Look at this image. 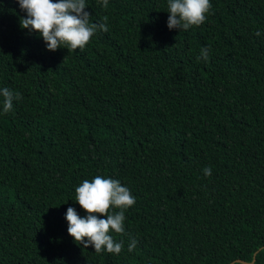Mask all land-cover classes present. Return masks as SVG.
<instances>
[{
	"label": "trees",
	"instance_id": "16d2710c",
	"mask_svg": "<svg viewBox=\"0 0 264 264\" xmlns=\"http://www.w3.org/2000/svg\"><path fill=\"white\" fill-rule=\"evenodd\" d=\"M210 2L180 31L167 0H85L108 31L69 53L0 0V90L22 96L7 114L0 96V264H264V0ZM98 175L136 200L119 255L68 233Z\"/></svg>",
	"mask_w": 264,
	"mask_h": 264
},
{
	"label": "clouds",
	"instance_id": "9594fccd",
	"mask_svg": "<svg viewBox=\"0 0 264 264\" xmlns=\"http://www.w3.org/2000/svg\"><path fill=\"white\" fill-rule=\"evenodd\" d=\"M20 8L26 12V17H20L22 29L35 32L43 39L46 48L55 52L60 48L68 49L69 53L83 50L97 31H108L107 20L104 16L101 21L90 22L91 14L87 12L85 0H18ZM98 5L104 9L109 6V0H97ZM168 17L167 26L170 30L179 29L188 31L190 28L200 26L211 9L210 0H167ZM259 37L261 33L255 32ZM209 59L207 47L200 50L197 61ZM3 97L2 110L7 114L13 110L14 102L22 99L19 92L8 88L0 90ZM205 176H211L212 169H203ZM76 203L85 211L81 217L75 208L69 207L66 212L68 233L74 242L84 249L90 246L95 253L107 251L119 255L122 251V242H115L109 234L124 232L125 210L132 207L135 197L130 190L122 186L120 181L111 178L96 176L91 181L85 179L75 189ZM119 209V211H115ZM106 217V218H101ZM136 247V241L129 243L128 251ZM235 264H245L236 261Z\"/></svg>",
	"mask_w": 264,
	"mask_h": 264
},
{
	"label": "water",
	"instance_id": "95a60500",
	"mask_svg": "<svg viewBox=\"0 0 264 264\" xmlns=\"http://www.w3.org/2000/svg\"><path fill=\"white\" fill-rule=\"evenodd\" d=\"M255 259H256V255H254V258H253V260H252L251 262H247V261H244V260H241V259H237L236 261H243V262H245V264H252V263L255 262ZM234 262H235V261H233L232 264H233Z\"/></svg>",
	"mask_w": 264,
	"mask_h": 264
}]
</instances>
